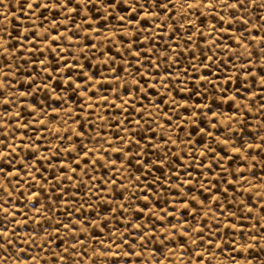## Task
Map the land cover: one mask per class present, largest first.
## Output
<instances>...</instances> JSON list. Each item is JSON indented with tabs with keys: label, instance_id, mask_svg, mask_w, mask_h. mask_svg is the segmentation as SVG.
I'll list each match as a JSON object with an SVG mask.
<instances>
[{
	"label": "rangeland",
	"instance_id": "374dc122",
	"mask_svg": "<svg viewBox=\"0 0 264 264\" xmlns=\"http://www.w3.org/2000/svg\"><path fill=\"white\" fill-rule=\"evenodd\" d=\"M37 2H0V264H264V0Z\"/></svg>",
	"mask_w": 264,
	"mask_h": 264
},
{
	"label": "snow or ice",
	"instance_id": "6c2138e0",
	"mask_svg": "<svg viewBox=\"0 0 264 264\" xmlns=\"http://www.w3.org/2000/svg\"><path fill=\"white\" fill-rule=\"evenodd\" d=\"M0 2H2V0H0ZM34 2H35V0H34ZM98 2L105 4V12H107L109 7L116 8L122 2L124 4H127L128 0H98ZM171 2H172V0H153V3L156 5V7L159 8V7L163 6L165 11H167L168 5ZM74 3L81 4V5H89L90 4L91 7L95 8L97 0H47V2L44 3L43 5H41L38 2L35 3V8L47 9L49 7V5H51V4H59V5H61V7L63 9L71 10V11H78V9L71 7ZM221 3L223 4V6L225 8L229 7V5H231V7L233 9H241V6L245 5V0H231V2H230V0H221ZM136 5H137V0H134V4L129 5V7L132 8V10L136 14H139V12L141 10H145L147 8V0H145L144 4H138V6H136ZM28 7L33 8V4H29ZM209 7H211V6H209ZM235 16H236V12L234 11L232 13V18L235 19ZM121 20H125V18L121 17ZM244 23L247 24L248 21L245 20ZM261 50L264 51V47H262ZM137 123H139V121H137ZM0 143H3V141L0 140ZM3 207H4V205L0 204V208H3ZM0 247H3V245L0 244ZM249 247H251V245H249ZM233 259H235V257H233Z\"/></svg>",
	"mask_w": 264,
	"mask_h": 264
}]
</instances>
